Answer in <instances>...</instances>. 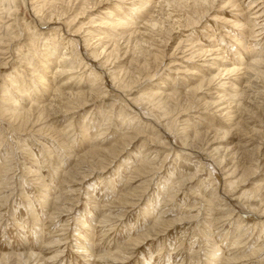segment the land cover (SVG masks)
<instances>
[{"label":"rangeland","instance_id":"rangeland-1","mask_svg":"<svg viewBox=\"0 0 264 264\" xmlns=\"http://www.w3.org/2000/svg\"><path fill=\"white\" fill-rule=\"evenodd\" d=\"M68 1L0 0V264H264V0Z\"/></svg>","mask_w":264,"mask_h":264},{"label":"bare ground","instance_id":"bare-ground-1","mask_svg":"<svg viewBox=\"0 0 264 264\" xmlns=\"http://www.w3.org/2000/svg\"><path fill=\"white\" fill-rule=\"evenodd\" d=\"M12 3L15 1V0H10ZM70 1V0H69ZM68 1V2H69ZM89 1V0H88ZM91 1V0H90ZM191 1H193V3H195V4H197V2L199 3V1L200 0H191ZM84 2H87V1H84ZM83 2V3H84ZM200 2H202V3H200V6L202 7L203 6V4H208V0H201ZM51 3H49V2H47V3H45V4H41V7H44V6H48V5H50ZM88 4V3H87ZM83 5H85V4H83ZM89 5V4H88ZM196 7V6H195ZM198 7H199V5H198ZM86 8V7H85ZM107 13H109V12H107ZM168 15V14H167ZM170 16V15H169ZM184 17V16H183ZM169 18H171V17H169ZM169 18H167V19H169ZM185 18V17H184ZM188 20V19H187ZM112 21V20H111ZM171 21H172V19H171ZM175 21V20H174ZM190 21V20H189ZM188 21V22H189ZM193 21V20H192ZM191 21V22H192ZM177 23V22H176ZM181 23V22H180ZM195 23V22H194ZM159 23H157V20L156 21H154V19H151L150 18V20H148L147 21V23H146V25H151V27H156L157 25H158ZM174 24V23H173ZM188 25H189V23H187ZM112 25V24H111ZM115 25V24H114ZM116 25H118V24H116ZM175 25V24H174ZM172 26V25H171ZM170 31V30H169ZM118 35H119V33H117ZM132 34V33H131ZM126 38V40H127V44L129 43V42H131L132 43V39H131V35L130 36H128V37H125ZM115 39V38H114ZM121 39H124V38H121ZM138 41V40H137ZM137 41H135V44H134V47H138V43H137ZM100 42H102V41H100ZM115 43H113L114 45H113V47H112V50L111 51H109V54H108V57H109V55H111L112 53H114L115 51H116V49H117V47H118V45H117V43L118 42H116V41H114ZM139 43H141V42H143V44L144 43H146L145 41H142V38H141V40L140 41H138ZM50 43V42H49ZM52 44H53V42H52ZM142 44V43H141ZM46 46H48V44H46V45H44V47L46 48ZM151 47V46H150ZM98 50V49H97ZM97 50H95L94 52H93V56H94V58H98V57H100L103 53L104 54H106L105 52H107L108 50H109V48L108 49H106V47L105 48H103L102 49V51L101 52H98ZM199 51V50H198ZM210 51V50H209ZM202 52V51H201ZM215 52V51H214ZM200 53V52H199ZM206 53H207V51H206ZM47 54V53H46ZM125 54H127V53H125ZM201 54V53H200ZM210 54V53H209ZM43 55V54H42ZM113 56V55H112ZM117 56V55H116ZM154 56V55H153ZM199 56V55H198ZM48 57V56H47ZM161 57V56H160ZM46 61H45V63H48L47 61V58H45V57H43ZM59 59H61V60H63V58H64V55H62V58L61 57H58ZM162 58V57H161ZM226 61V60H225ZM222 62V61H221ZM252 63V62H251ZM254 63V62H253ZM252 63V64H253ZM73 64V63H72ZM205 64V63H204ZM207 64V63H206ZM225 64V63H224ZM257 64V63H256ZM47 65H49V64H47ZM145 65V64H144ZM254 65V64H253ZM44 66V68L45 69H47L48 68V66H46L45 67V64L43 65ZM69 66H70V64H69ZM140 66V65H139ZM201 66H203V65H201ZM206 67H210V66H206ZM71 68H73V67H71ZM70 68V69H71ZM251 68H252V66H251ZM58 69V68H57ZM142 69H143V67H142ZM237 69V68H236ZM236 69H234V68H228L227 70H225L226 72H227V74H226V76H228V75H231V74H233L234 72H236L237 70ZM73 70V69H72ZM115 70V69H114ZM57 72V71H56ZM122 72V75H127V69L125 68V69H121L118 73H113V72H111V77L113 78V79H115L116 78V76L118 75V74H120ZM95 73V72H94ZM239 73V72H238ZM91 74H92V72H91ZM192 74H194V73H192ZM197 74V73H196ZM97 75V74H96ZM100 76V75H99ZM115 77V78H114ZM154 77V76H153ZM230 77V76H229ZM229 77H227V78H225V79H222V80H224V81H222V84H224V86L227 88V90H224L225 91V93H224V95L222 96V102L224 101L225 103H226V106H228V108H230L231 107V105H232V103H236V101H238L237 99H236V97L238 98L239 97V95L237 94H233V89L231 90V86H227L228 85V83L229 84H231L230 83V78ZM233 77V76H232ZM99 78V77H98ZM216 77H212L211 79H209V81H205V80H203V81H201V83L198 85L199 87H197L196 89H200V87L202 86V84H203V87L204 86H206L207 88H209V86H210V84L212 83V81L215 79ZM92 79V78H91ZM13 80V79H12ZM208 80V79H207ZM10 81H11V79H10ZM91 81V80H90ZM97 81V80H96ZM11 82H13V81H11ZM10 82V83H11ZM134 81H129V82H125L124 83V85H123V87H124V89L126 88L127 90L129 89V87H130V85H132V83H133ZM51 83V82H50ZM54 83V82H53ZM136 83V82H135ZM54 85V84H53ZM221 85V84H220ZM94 86V85H93ZM223 86V85H222ZM223 86V87H224ZM17 87H19V86H17ZM206 87H204V88H206ZM24 88V87H23ZM48 88V87H47ZM158 88H159V90H161L160 88L161 87H159L158 86ZM125 89V90H126ZM198 89V90H199ZM202 89V88H201ZM222 89V88H221ZM229 89V90H228ZM158 90V89H157ZM156 90V91H157ZM243 90V89H242ZM19 91V90H18ZM21 91V90H20ZM155 91V92H156ZM195 91H197V90H195ZM4 92H5V90H4ZM4 92H3V94H4ZM21 92H23V91H21ZM21 92H19V93H21ZM94 92V91H93ZM150 92V91H149ZM163 92V91H162ZM234 92H237V89H235V91ZM165 93V92H164ZM22 94V93H21ZM90 94V93H89ZM147 94V98H149V99H159L157 102L161 105L162 103H164V101H166L167 99H169V100H171L170 99V95H162L163 93H153V92H151L149 95H148V93H146ZM232 94V95H231ZM85 93H79V94H69V95H67L69 98H76L77 99V101H78V103H77V105L75 106V107H81L82 105H84L85 104V101L87 100H85ZM240 96H241V94H240ZM67 97V98H68ZM171 97H172V95H171ZM228 98V99H226V98ZM245 97V96H244ZM95 98V97H94ZM217 98H220V96L219 97H217ZM216 98V99H217ZM148 99V100H149ZM220 99V100H221ZM11 100V99H10ZM219 100V101H220ZM16 101V100H15ZM154 101V100H153ZM167 102H169L168 100H167ZM166 102V103H167ZM221 102V101H220ZM153 103V102H152ZM211 103V102H210ZM217 103V102H216ZM169 104V103H168ZM12 105V104H11ZM165 105V104H164ZM167 105V104H166ZM204 106H213V105H216L215 104V102H214V104H213V102H212V104H207V103H205V104H203ZM218 105V104H217ZM15 106V105H14ZM8 107H10V106H8ZM66 107V106H65ZM233 107L234 108H232V111H230V114H231V117H228V119L227 120H229L227 123H225L226 124V126H228L230 129L229 130H225V131H221L222 132V134H223V138L221 139V140H223V139H226V138H233L234 136L233 135H235V134H237L235 131H237V132H241L240 131V128L239 127H241L240 126V124H239V121H238V118H240V117H237V115H236V112H238V110L236 109L237 107H236V104L235 105H233ZM13 108V107H12ZM11 108V110L13 111V113H11V115H12V117L11 118H13L14 120L16 119V120H22V121H26V123H27V121L28 120H30L31 119V114H32V112H33V108H30V109H28V110H26V111H23V110H17V109H15V108H13L12 109ZM51 108V105H42V106H38V107H35V109L39 112L40 111V115H38L37 116V121H39V120H42V119H44L43 118V116L45 115V114H49V112H50V110L52 109H50ZM61 108H64V106L63 107H61ZM73 108V107H72ZM224 109V108H223ZM217 110L216 112H218V111H220V113H223V111L224 110ZM239 109V108H238ZM241 109V108H240ZM8 110H10V108L8 109ZM227 109H225V111H226ZM11 111V112H12ZM53 113V112H52ZM241 113V112H240ZM10 115V116H11ZM168 115V114H167ZM227 117V116H226ZM134 118V117H133ZM231 118L233 119L232 121H230L231 120ZM240 120H242V119H240ZM224 124V125H225ZM242 129V128H241ZM61 131V130H60ZM217 133V132H216ZM234 133V134H233ZM244 134V133H243ZM95 138V137H94ZM98 142V141H97ZM220 142V141H219ZM95 144V143H94ZM89 145H91L90 143H89ZM92 146V145H91ZM98 147V146H97ZM217 149V148H216ZM218 150V149H217ZM94 151V150H93ZM249 152V151H248ZM94 153H96L95 151L94 152H89V153H87L86 154V156H84V158L85 159H88V158H86L87 156H89V155H94L95 156V154ZM98 157V156H97ZM86 161V160H85ZM232 174H234V171L230 174L231 176H232ZM244 181V179L243 178H241V182H243ZM235 182V181H234ZM232 185V184H231Z\"/></svg>","mask_w":264,"mask_h":264}]
</instances>
